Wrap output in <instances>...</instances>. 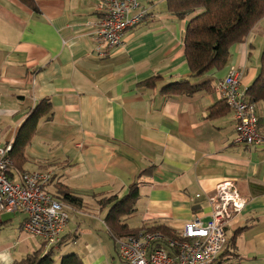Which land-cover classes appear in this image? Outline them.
Returning a JSON list of instances; mask_svg holds the SVG:
<instances>
[{"label":"crops","instance_id":"crops-1","mask_svg":"<svg viewBox=\"0 0 264 264\" xmlns=\"http://www.w3.org/2000/svg\"><path fill=\"white\" fill-rule=\"evenodd\" d=\"M138 2L147 17L101 57L92 39L96 0H34V8L0 0V146L12 145L40 100L50 104L26 145L21 171L12 165L11 178L48 170V191L64 201L61 185L81 198L68 204L55 264L70 253L84 264H125L104 222L114 200L100 201L121 198L133 184L138 197L122 224L141 230L161 224L176 233L190 219L207 221V196L231 180L246 202L227 222L219 262L264 264V100L255 102L262 140L246 146L234 142L233 114L214 89L230 66L240 68L244 89L256 78L264 16L243 43L231 46L227 65L191 75L183 36L197 11L180 17L167 0ZM154 76L153 85L141 84ZM183 78L209 82V88L163 91ZM10 213L0 219V264L51 248L22 229V212Z\"/></svg>","mask_w":264,"mask_h":264},{"label":"built area","instance_id":"built-area-1","mask_svg":"<svg viewBox=\"0 0 264 264\" xmlns=\"http://www.w3.org/2000/svg\"><path fill=\"white\" fill-rule=\"evenodd\" d=\"M95 10L92 39L94 50L101 57L119 47L125 31L148 15L138 0H96ZM241 75L239 67L230 66L215 81L214 89L233 114L234 142L255 146L262 140L259 117L256 103L240 86ZM10 151L11 143L0 146V214L22 212V229L41 238L48 247H55L69 219V205L48 191L51 171H22L19 180L11 178ZM207 197L212 206L210 218L205 222L199 218L188 220L173 238L147 229L136 235L115 237L119 259L125 264H220L227 241V222L241 211L246 200L231 180L218 183Z\"/></svg>","mask_w":264,"mask_h":264},{"label":"trees","instance_id":"trees-1","mask_svg":"<svg viewBox=\"0 0 264 264\" xmlns=\"http://www.w3.org/2000/svg\"><path fill=\"white\" fill-rule=\"evenodd\" d=\"M20 1L34 8V0ZM167 7L180 17L199 9L186 23L183 36L184 57L191 75H201L213 68L221 69L227 65L231 46L243 43L252 28L264 16V0H167ZM157 78L158 76L148 78L141 84L151 86ZM202 88L208 89L209 82L193 85L188 79L183 78L168 83L163 91L192 93ZM246 94L254 102L264 100V44L258 74L246 88ZM49 111L50 104L45 99L40 100L17 129L11 145L10 158L13 167L18 171H21L26 145L31 140L38 121ZM58 190L67 204L82 202L81 198L72 195L61 185ZM137 197L138 190L133 184L129 187L128 193L121 198L113 196L100 201L103 206L114 200L104 219L114 237L136 235L140 232L141 229L128 228L121 222V216L132 211ZM147 230H158L172 238L176 236L173 230L161 224ZM60 242L44 252L43 249H39L28 253L10 264H55L53 256ZM60 264L84 263L78 255L70 253L61 257Z\"/></svg>","mask_w":264,"mask_h":264},{"label":"rangeland","instance_id":"rangeland-1","mask_svg":"<svg viewBox=\"0 0 264 264\" xmlns=\"http://www.w3.org/2000/svg\"><path fill=\"white\" fill-rule=\"evenodd\" d=\"M195 11L198 12L199 9H197V10H195ZM197 12H196V13H197ZM192 15H193V14H192ZM5 214H8V213H2V214H0V219H1L2 221L9 220V218H8L9 215H5ZM12 214H13V213H10L11 216H12ZM70 217H71V216H70ZM85 226H87V225L85 224Z\"/></svg>","mask_w":264,"mask_h":264}]
</instances>
